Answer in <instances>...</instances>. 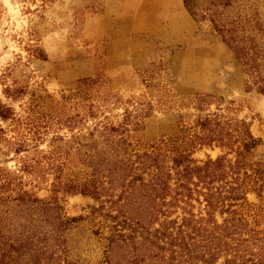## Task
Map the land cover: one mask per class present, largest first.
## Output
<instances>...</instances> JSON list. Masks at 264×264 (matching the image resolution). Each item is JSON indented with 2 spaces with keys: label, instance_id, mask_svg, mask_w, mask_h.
I'll use <instances>...</instances> for the list:
<instances>
[{
  "label": "rangeland",
  "instance_id": "374dc122",
  "mask_svg": "<svg viewBox=\"0 0 264 264\" xmlns=\"http://www.w3.org/2000/svg\"><path fill=\"white\" fill-rule=\"evenodd\" d=\"M218 10L264 30V0ZM204 17L193 20L182 0H0V254L14 238L50 234L59 218L69 221L67 260L103 264L109 221L93 209L109 196L96 201L82 186L112 140L140 153L184 145L200 118L216 116L245 125L258 141L247 162L264 170V94ZM189 150L197 165L235 160L215 145ZM259 184L249 183L243 212L264 229ZM197 199L167 208L165 221L205 217Z\"/></svg>",
  "mask_w": 264,
  "mask_h": 264
},
{
  "label": "trees",
  "instance_id": "16d2710c",
  "mask_svg": "<svg viewBox=\"0 0 264 264\" xmlns=\"http://www.w3.org/2000/svg\"><path fill=\"white\" fill-rule=\"evenodd\" d=\"M182 2L193 20L207 16L243 67L250 81L247 85L251 83L264 94V30L258 22L246 14L230 21L221 19L218 8L225 10L235 0ZM250 22L252 26H248ZM196 127L199 134L184 145L170 140L142 153L129 152L130 145L121 139L112 140L108 151L94 149L93 174L82 187L96 201L98 191L109 196L93 209L109 221L103 264H216L220 258L222 264H264V229L256 219L249 222L243 212L248 207L249 183L260 182L256 195L264 197V170L247 162L258 141L243 123L232 126L216 116L200 118ZM196 145L234 152L235 160L219 157L197 165L189 150ZM117 189L118 195L112 199ZM194 193L199 204L197 197H202L205 217L195 219L189 212L179 225L175 220L165 221L167 208L189 203ZM216 214L224 216L221 223ZM57 219L48 235L14 238L1 252L0 264H75L65 257L60 240L69 221Z\"/></svg>",
  "mask_w": 264,
  "mask_h": 264
}]
</instances>
